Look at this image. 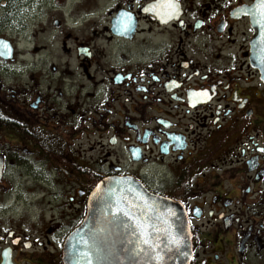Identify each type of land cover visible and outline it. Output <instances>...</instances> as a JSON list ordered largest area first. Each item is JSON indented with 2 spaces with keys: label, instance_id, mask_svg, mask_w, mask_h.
Here are the masks:
<instances>
[{
  "label": "flooded vegetation",
  "instance_id": "obj_1",
  "mask_svg": "<svg viewBox=\"0 0 264 264\" xmlns=\"http://www.w3.org/2000/svg\"><path fill=\"white\" fill-rule=\"evenodd\" d=\"M164 2L49 0L21 52L0 0V193L19 170L42 195L18 214L0 200V264H64L96 185L125 177L185 206L191 264H264V81L242 13L256 0H177L171 19Z\"/></svg>",
  "mask_w": 264,
  "mask_h": 264
},
{
  "label": "snow or ice",
  "instance_id": "obj_2",
  "mask_svg": "<svg viewBox=\"0 0 264 264\" xmlns=\"http://www.w3.org/2000/svg\"><path fill=\"white\" fill-rule=\"evenodd\" d=\"M161 7L164 9L162 12H160ZM257 7L259 11L254 13V19L258 16L259 22L264 27V0H259ZM152 8L160 12L161 16L171 19L179 10V5L177 0H165L163 5L154 4ZM125 16L130 21L131 14L126 13ZM124 27L127 30L129 25L126 23ZM3 47L9 48L6 43L3 44ZM3 54L0 52V55ZM196 95L207 96L208 93L207 90H204ZM96 189L93 195L104 202L105 212L109 218L106 223L116 224L118 228L122 229L121 235L127 237V243L132 245L128 251L133 257H141L145 264H152L153 261L164 259L161 252L187 255V253L181 252V245L185 244V240L182 239L179 217L176 218L175 224L169 221L170 217L176 216L173 210H161L158 205L150 202L142 193L136 191L126 179L116 180L114 186L109 184L105 188L98 184ZM104 231L105 229H97L90 232L89 240L80 236L79 243L87 247L88 251L71 247L69 249L70 257L78 256L84 264H93V259L97 264H101L103 260L107 259V255L111 254L107 244L98 239L99 234ZM74 264H79V262H74Z\"/></svg>",
  "mask_w": 264,
  "mask_h": 264
},
{
  "label": "water",
  "instance_id": "obj_3",
  "mask_svg": "<svg viewBox=\"0 0 264 264\" xmlns=\"http://www.w3.org/2000/svg\"><path fill=\"white\" fill-rule=\"evenodd\" d=\"M258 3L259 0H256L253 5L244 8L242 13L250 18V24L254 30V37L251 43L252 60L254 62V67L260 72L262 80L264 81V27H262L259 22L258 16L254 19V13L259 11L257 7ZM119 179H126L136 191L142 193L150 202H154L158 205L161 210H173L176 213V216L169 218L170 223L175 224L176 218L179 217V227L182 231V239L185 240V244L181 245V252H185L187 255L161 252L164 259L162 261H153L152 264H191L194 255L192 232L185 207L180 202L151 193L142 183L136 181L134 178H112L103 181L99 185H101L102 188L109 186V184H113L114 186V182ZM96 190L97 189L92 192L89 198L87 215L81 226L77 228L66 241L64 249V264H74V262L77 261L79 264H84L83 261L79 260L78 256L70 257L69 249L75 247L81 251L87 252L88 248L79 243L80 236H83L85 240H89L90 232L97 229H105L103 233L99 234L98 239L107 244L111 250V254L107 255V259L103 260L101 264H145L143 258L133 257L128 251L132 245L127 243V237L121 235L122 229L118 228L116 224L106 223L109 218L105 212L104 202L93 195ZM132 239H135V237H132ZM93 264H97L94 259Z\"/></svg>",
  "mask_w": 264,
  "mask_h": 264
},
{
  "label": "rangeland",
  "instance_id": "obj_4",
  "mask_svg": "<svg viewBox=\"0 0 264 264\" xmlns=\"http://www.w3.org/2000/svg\"><path fill=\"white\" fill-rule=\"evenodd\" d=\"M14 1L16 3V12H15V14L13 13V16H14L13 20H14L16 27H17L16 38H17L18 42L20 43V45H18L19 50L21 52H24V50L27 48V45L25 44L26 43L25 38H26L27 33H28L25 29L26 23L30 22V21L32 22L33 20H35V24H36L35 26H37V25H41L42 22H46L48 20V17H46V16L41 17L40 13L45 14L47 10H49L51 12L52 7L50 6L49 0H46L47 1L46 11L41 12L40 2H39L40 0L35 1L36 5L34 3L33 9L28 8L27 5L34 0H14ZM43 5H45V4H43ZM52 9L54 10V8H52ZM52 14L55 15V13H52ZM36 28L31 27V30H34ZM220 44H221L220 42L210 43V45L212 47L216 46V45H220ZM98 47L101 48V45H98ZM209 50H211V49H209ZM188 52H189V50H188ZM189 54L191 56H194L193 50H192V52H189ZM207 54H209V53L207 52ZM28 171L31 172L33 175L37 176L33 170V167L29 168ZM24 173L27 175V172H24ZM19 174H21V171H19V170H15V171L11 172L10 180H7L5 182V186H7V188H8L7 193L6 194H2L3 192L0 193V200L7 199V198L10 199L12 196L16 197V204L13 206V208L15 209V210H13V212L16 214L22 212V208H21L20 204L25 200V198L42 197V195L38 196L37 194L29 195L30 193H37L38 188H36L32 184L28 183V181L30 180L29 178L24 179V180L18 179L17 177L19 176ZM58 191H59V189H56V188H51L48 190V192H50V193L52 192L54 194H58ZM44 196L45 197L49 196V194H45ZM4 197H6V198H4Z\"/></svg>",
  "mask_w": 264,
  "mask_h": 264
}]
</instances>
